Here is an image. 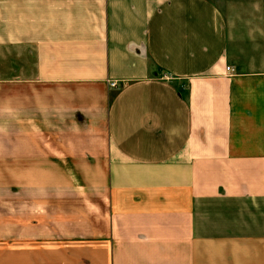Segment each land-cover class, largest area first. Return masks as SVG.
<instances>
[{
	"label": "crops",
	"instance_id": "crops-1",
	"mask_svg": "<svg viewBox=\"0 0 264 264\" xmlns=\"http://www.w3.org/2000/svg\"><path fill=\"white\" fill-rule=\"evenodd\" d=\"M0 264H264V0H0Z\"/></svg>",
	"mask_w": 264,
	"mask_h": 264
},
{
	"label": "built area",
	"instance_id": "built-area-1",
	"mask_svg": "<svg viewBox=\"0 0 264 264\" xmlns=\"http://www.w3.org/2000/svg\"><path fill=\"white\" fill-rule=\"evenodd\" d=\"M226 70L228 71V72H233V70L232 69H230V68H226ZM109 86L110 87H115L116 86V83L114 82V81H110L109 82Z\"/></svg>",
	"mask_w": 264,
	"mask_h": 264
}]
</instances>
